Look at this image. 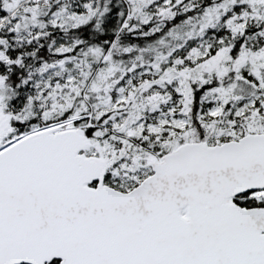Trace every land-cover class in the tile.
<instances>
[{
    "label": "snow or ice",
    "instance_id": "6c2138e0",
    "mask_svg": "<svg viewBox=\"0 0 264 264\" xmlns=\"http://www.w3.org/2000/svg\"><path fill=\"white\" fill-rule=\"evenodd\" d=\"M0 264H264V0H0Z\"/></svg>",
    "mask_w": 264,
    "mask_h": 264
}]
</instances>
